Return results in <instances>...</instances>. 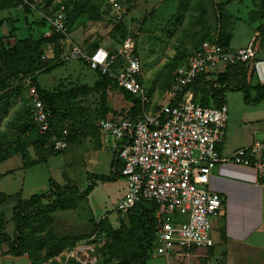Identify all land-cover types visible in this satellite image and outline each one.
I'll return each instance as SVG.
<instances>
[{
  "label": "rangeland",
  "instance_id": "1",
  "mask_svg": "<svg viewBox=\"0 0 264 264\" xmlns=\"http://www.w3.org/2000/svg\"><path fill=\"white\" fill-rule=\"evenodd\" d=\"M113 1L120 2L124 12L115 11ZM61 4L67 9L70 32L63 40L65 45L57 41L45 49L51 64L62 66L49 72H43L45 67L36 74L17 76L14 69H7L14 76L13 81L2 75L3 58L10 55L4 50L14 46L15 37L41 41L47 27L37 11L25 13L19 7L0 11L3 34L0 39V191L12 194L0 203V211L5 214L0 219V231L11 237L15 231L13 208L21 189L23 197L42 194L49 189L48 179L52 177L60 184L72 179L84 190L89 184V174H110L113 153L103 147L95 127L101 116H117L131 108L124 92L112 82L105 85L98 70H92L87 60L67 59L64 52L75 45L88 54L99 46L120 51L130 38L133 55L142 64L141 78L152 108L165 96L177 67L186 63L200 42L229 40L230 45L239 47L257 37L260 50H264V0H41L37 8L51 12ZM240 72L241 69L228 68L221 78L231 85L255 84L248 73L243 77ZM219 82L217 86L198 84L192 88L191 96L195 100L211 94L221 86ZM33 93L43 94L51 119L49 133L34 123ZM226 99L228 109L231 103L239 108L251 106L245 102L242 91L228 90ZM56 139L67 142L60 153L54 147ZM36 162L39 164L35 165ZM121 180L98 182L75 211H58L53 214L56 220L46 225L28 223L25 227L28 250L17 256L4 255L0 250V264L45 261L60 264L59 260L64 261L67 253L83 251L82 246L89 248L90 257L70 264H93L90 260L95 257L98 264H120L122 259L118 256L122 253L140 260L138 235L130 232L131 223L128 219L121 220L122 215L116 210L118 198L124 194L115 197L108 189L120 191ZM42 201L47 203L49 199ZM57 226L63 234L80 233L77 235L80 238L75 242H58ZM213 230L212 219V236ZM191 251L177 248L169 258L148 251L146 264H195V257L188 254Z\"/></svg>",
  "mask_w": 264,
  "mask_h": 264
},
{
  "label": "built area",
  "instance_id": "2",
  "mask_svg": "<svg viewBox=\"0 0 264 264\" xmlns=\"http://www.w3.org/2000/svg\"><path fill=\"white\" fill-rule=\"evenodd\" d=\"M19 1V8L28 5L47 20L45 37L68 34L64 5L49 15L37 8L41 0ZM112 6L118 13L124 12L120 2L113 1ZM132 43L128 38L118 55L102 46L91 54L76 45L64 52L67 59L87 60L92 70L109 74L118 87L138 97L142 104L139 117L129 114V109L117 116L100 117L95 127L103 147L117 154L123 164L120 172L126 189L118 199L116 210L122 219H127L139 203L155 204L154 256L169 258L177 248H210L215 243L212 219L223 206L221 195L209 186L213 172L219 164L230 160L254 166L258 177L264 179V141L255 140L250 146L237 148L230 159L224 158L221 145L227 135L228 106L224 102L220 106L205 107L193 99L191 90L196 83L218 82L220 74L236 65L245 66L249 76L264 84V57L260 55L259 41L257 37L252 38L236 49L216 41H203L186 63L177 67L165 96L152 108L141 78L142 64L133 55ZM46 53L47 50L44 59L49 58ZM119 56L122 64H118ZM32 114L41 131L50 130L49 111L37 93L32 94ZM66 145L64 139H56L54 143L58 151ZM88 252L86 246L83 251H71L64 261L59 260L60 264H68L71 259L82 261L90 257ZM90 262L97 264L98 260L95 257Z\"/></svg>",
  "mask_w": 264,
  "mask_h": 264
},
{
  "label": "trees",
  "instance_id": "3",
  "mask_svg": "<svg viewBox=\"0 0 264 264\" xmlns=\"http://www.w3.org/2000/svg\"><path fill=\"white\" fill-rule=\"evenodd\" d=\"M30 1L34 2L35 0H30ZM20 2L21 1L19 0H0V11L9 9L11 7H19ZM61 5H64V4H61ZM61 5L54 8L51 12H48V10L44 12L51 15L54 12H56L61 7ZM65 9H66V6H65ZM23 11L25 13L34 12V10H32L31 7L28 5L24 6ZM65 11H66V16H67V9ZM41 20L43 21V24L46 27L48 23L47 20L43 17H41ZM67 26H68V34H69L70 27H69L68 17H67ZM67 35L62 34V33H55L51 37H45L43 34V38L41 39V41L32 40L30 38L22 40V39H17L15 37V43L13 44L14 46H12V48L10 49L4 50L10 55L3 58L2 64L5 65V69L2 70L3 77L6 80L13 81L12 77L14 76L8 71L11 69L15 70L14 74L17 76L18 74H21V73L36 74L40 70H43L45 67H46V70L43 72H49L50 70H53L56 67L62 66V64H59V63L51 64V62L47 58L46 59L43 58V54H45L47 50L45 48L53 45L54 42L59 41V45H65L63 40L66 39ZM206 40L216 41L226 48L231 46L229 44V40H226L225 42H222L218 39H206ZM202 42H200L198 45H200ZM197 46L195 48H197ZM97 48L98 47H96L95 49ZM61 49L63 48H60V50ZM110 52L116 53L118 55V51H114V52L110 51ZM122 62H123V59L121 58V56H119L118 64L119 63L122 64ZM229 68L241 69L240 73L242 76L246 75L245 73H247V69L243 65L231 66ZM98 72L103 77L105 85H108L109 83L112 82L113 84L118 86L114 78L111 77L109 74H103L99 70ZM226 74H227V70L226 72L219 75L218 82H216V83H220L219 81L221 80V86H219V88H216L215 91L212 92L211 94L203 95L200 98H195V101H198L201 105L205 107L220 106L221 104L225 102L224 98L228 90L242 91L244 93V100L248 104H257L261 100H263L264 84H261L260 82H258L254 76H251V79H250L252 81L255 80L254 85H249L245 82H242L239 85H231V84L224 83L221 78L222 77L221 75H226ZM216 83L211 82V81H203L200 83H196L193 86V88L198 84L200 86H208V85L217 86ZM251 88H254L257 91V95L254 98H252L251 96ZM120 89L124 92L125 99L131 104L129 114L135 117L141 116L142 115V104L140 102V99L134 96L133 94L129 93L124 88H120ZM39 92L41 91L39 90ZM41 93L39 96L42 99V101L45 103V101L43 100L44 98L43 94ZM103 117H108V116H101V118ZM49 131H47V133H49ZM56 151L59 153L61 152L58 150ZM37 164H39V162L35 163V165ZM122 165L123 164L121 160L118 158L117 154H114L112 162H111V166H110V174L109 175L89 174L88 175L89 184L84 190H82L79 187V185L72 179H69L66 184H60L53 178H50L48 191L43 192L42 194H33L28 199L20 198L17 205H15L13 208V220L15 222L14 236L11 237L9 234L2 233L0 231V250L2 251V254L17 256L27 251L28 247H30L29 237H28V234L25 232V227L28 223L42 222L44 223V225H46L48 224V222H50L53 219L52 217L53 212L57 210H69V209L78 208L80 201L89 196V194L97 186L98 182H115L118 179H120L122 177L121 172H120ZM9 197H11V195L0 191V203L1 204L5 202ZM43 199H49V201L47 203H44L42 201ZM31 206H39V207L32 208ZM155 207H156L155 204L152 202L150 203L141 202L136 207H134L132 211L128 214L127 219L129 223H131V226H132L130 232L138 235V245H139V251H140V254L138 257L140 260L133 258L131 254L122 253L121 256H118L122 259L120 264H136V263L146 264V256L148 254V251L153 252L155 248V244H154V241H155V220H154ZM4 217H5V214L2 211H0V219L2 220V218ZM1 225L2 224H0V228H1ZM57 237H58L57 238L58 242H61V243L67 240H71L75 242L80 238V236H77V235L76 236H62V237L57 236ZM61 243H58V244H61ZM108 253L112 257L111 251H109ZM74 260L75 259L69 260L68 264H70ZM43 263L44 262H41L38 264H43ZM51 264H58V263L51 262Z\"/></svg>",
  "mask_w": 264,
  "mask_h": 264
},
{
  "label": "crops",
  "instance_id": "4",
  "mask_svg": "<svg viewBox=\"0 0 264 264\" xmlns=\"http://www.w3.org/2000/svg\"><path fill=\"white\" fill-rule=\"evenodd\" d=\"M239 47L231 45L233 49ZM261 55H264V50L261 51ZM256 95L257 91L251 88L252 98ZM224 101L228 102L226 95ZM258 139L264 141V98L257 104L241 108L231 103L227 135L221 145L223 157L230 159L237 148L250 146ZM209 186L212 191L217 192L223 198L222 208L213 217L214 246L185 248L184 250H194L188 254L195 257V264H264V179L258 177L254 166L227 160L217 166L211 176ZM108 189L112 195L117 197L125 193L126 186L123 181V188L120 191L118 188L109 187ZM9 195L12 196V194ZM23 196L21 189V195L17 197L18 201L20 198L31 197V195L30 197ZM70 210L53 212V220H56L54 213ZM57 227L60 236L80 234H63L59 226Z\"/></svg>",
  "mask_w": 264,
  "mask_h": 264
}]
</instances>
